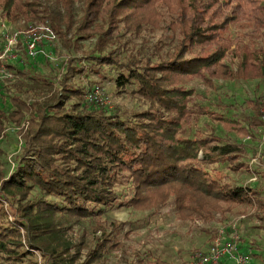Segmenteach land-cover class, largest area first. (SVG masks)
Listing matches in <instances>:
<instances>
[{
  "label": "trees",
  "instance_id": "1",
  "mask_svg": "<svg viewBox=\"0 0 264 264\" xmlns=\"http://www.w3.org/2000/svg\"><path fill=\"white\" fill-rule=\"evenodd\" d=\"M42 1L0 0V16L17 30L48 24L68 49L94 43L85 63L64 64L53 105L27 107L13 99L11 116L23 110L31 116L14 170L7 177L0 172V264H25L36 253L42 264H76L66 223L97 219L114 206L157 212L173 200L178 219L203 223L254 202L264 212L258 191L233 186L217 169L222 163L232 172L247 168L238 161L240 149L220 144L213 133L192 132L203 111L184 87L219 75L237 78L223 63L230 55L240 80L264 78V0H80L78 19L74 0H53L60 18ZM231 26L246 32L230 36ZM145 32L167 34L168 48L160 39L149 47L150 57L137 54L133 39ZM108 70L115 72V93L139 100L144 110L113 112L68 83L76 75L102 79ZM122 181L124 200L116 196ZM35 189L52 200H28ZM100 238L98 250L113 241L104 232Z\"/></svg>",
  "mask_w": 264,
  "mask_h": 264
},
{
  "label": "rangeland",
  "instance_id": "2",
  "mask_svg": "<svg viewBox=\"0 0 264 264\" xmlns=\"http://www.w3.org/2000/svg\"><path fill=\"white\" fill-rule=\"evenodd\" d=\"M42 3L53 16L61 17L62 10L53 0H43ZM80 7L81 1L74 0L75 19L80 15ZM235 28L230 27V36L241 33V30ZM4 30L17 29L0 16V45ZM66 37L70 39V35ZM160 39L166 43L165 48H168L170 39L167 34L145 32L133 39L138 47L134 50L139 55L150 57L149 47ZM93 43L94 40L89 39L68 49L58 38L53 47L52 60L40 56L29 61L20 53L16 63L9 65L10 70L15 73L14 78L0 83V110L6 118L1 119L0 123V172L5 177L15 168L16 156L23 146L24 136L28 135L31 116V112L27 110L11 116L13 111H17L13 99H19L27 107L34 103L40 106L53 105L55 94L61 86L64 64L68 59L85 63L84 56ZM223 63L237 78L219 75L209 82L194 80L184 85L185 89H191L195 95L194 108L203 111V115L195 121L192 132L198 131L205 135L213 133L220 144L236 145L240 149L238 161L245 163L247 168L232 172L228 163H222L217 165V169L224 176V181L233 186L250 187L258 191L259 198L264 201V78L240 80L237 74L239 63L231 55ZM17 69H21L26 75L16 74ZM105 73V78L102 79L93 75H76L68 83L83 88L85 100L93 99L97 104L102 102L113 112L130 113L145 109L139 100L126 94L117 95L112 82L115 72L108 70ZM44 80L51 85H42ZM95 87H98L97 92H94ZM92 88L93 93L89 92ZM90 94L89 99L87 97ZM73 101L70 98L66 104ZM255 119H259L256 125H249ZM125 187L126 182L122 181L116 188V196L121 200L126 199ZM38 199L52 200L51 197L42 196L36 189L32 190L28 200ZM100 228L102 230L97 231ZM64 229V236L74 245L71 254L76 250L79 253L76 264H153L154 261L162 264H195L196 257L205 255L218 235L225 241L230 235L236 236L235 244L240 255L245 257L243 264H264V212H261L256 202L249 206H237L230 212L218 213L207 223L178 219L173 200L157 212H138L127 206H114L107 208L97 219L68 222ZM102 232L112 237L113 241L98 250ZM112 244L118 246L112 248ZM93 251L95 253L92 255ZM28 259L25 264L43 263V258L38 253ZM219 264H237V260L229 257Z\"/></svg>",
  "mask_w": 264,
  "mask_h": 264
},
{
  "label": "built area",
  "instance_id": "3",
  "mask_svg": "<svg viewBox=\"0 0 264 264\" xmlns=\"http://www.w3.org/2000/svg\"><path fill=\"white\" fill-rule=\"evenodd\" d=\"M2 44L0 45V83L11 81L14 78L10 66L15 64L20 53L33 61L40 56L52 60V52L49 50L57 42V35L48 24L30 26L27 30H4L1 33ZM98 87L94 88L97 92ZM1 97V92H0ZM87 98H91L89 95ZM264 122V109L262 111ZM255 180V177L253 178ZM221 235L212 243L205 255H198L195 264H219L226 258L235 257L237 264H243L245 257L240 255L238 246L235 244L234 235H230L226 241Z\"/></svg>",
  "mask_w": 264,
  "mask_h": 264
},
{
  "label": "crops",
  "instance_id": "4",
  "mask_svg": "<svg viewBox=\"0 0 264 264\" xmlns=\"http://www.w3.org/2000/svg\"><path fill=\"white\" fill-rule=\"evenodd\" d=\"M54 47V46H53ZM53 47H51L49 50L52 52L53 51ZM39 58V57H38Z\"/></svg>",
  "mask_w": 264,
  "mask_h": 264
}]
</instances>
